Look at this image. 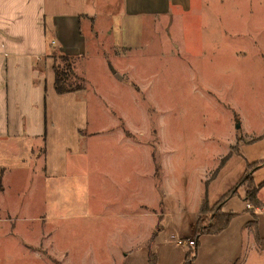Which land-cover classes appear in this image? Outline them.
I'll list each match as a JSON object with an SVG mask.
<instances>
[{
    "label": "rangeland",
    "instance_id": "rangeland-1",
    "mask_svg": "<svg viewBox=\"0 0 264 264\" xmlns=\"http://www.w3.org/2000/svg\"><path fill=\"white\" fill-rule=\"evenodd\" d=\"M84 1L74 69L84 83L72 81L84 89L67 101L69 112L79 106V129L62 179L44 183L37 168L26 223L51 229L63 263L43 246L23 255L10 239L0 242L8 264H182L195 245L177 241H194L215 211L234 214L216 254H235L244 228L264 236V187L261 206L244 200L264 182V0H191L152 17L125 15L122 0ZM199 239L204 250L218 243Z\"/></svg>",
    "mask_w": 264,
    "mask_h": 264
},
{
    "label": "crops",
    "instance_id": "crops-1",
    "mask_svg": "<svg viewBox=\"0 0 264 264\" xmlns=\"http://www.w3.org/2000/svg\"><path fill=\"white\" fill-rule=\"evenodd\" d=\"M190 5L191 0H122L123 12L130 16H166L176 9L188 10ZM83 17L84 0H0V242L16 239L22 254L43 246L44 255L61 263L62 254H53L51 229L45 227L41 234L40 230L30 231L26 223L36 219L30 207L37 198V168L44 183L62 179L67 138H73L79 129L75 124L81 120L76 114L79 106L74 102L69 112L67 101L73 93L54 92L52 69L57 54L72 59L74 69L84 57ZM96 53L99 58L101 54ZM39 200L44 202L40 218L46 222L51 219L45 212V202L50 199L41 195ZM18 220L24 225H16ZM227 230L206 235L218 240L212 249L204 250L198 239L193 264H199L201 254L203 264H249L239 262V251L247 249L253 252L256 264L264 263V248L254 240L255 230L252 236L246 228L247 236L240 238L235 254H216ZM32 234L34 239L29 242L27 237ZM7 255V250H0V259L8 264Z\"/></svg>",
    "mask_w": 264,
    "mask_h": 264
},
{
    "label": "trees",
    "instance_id": "trees-1",
    "mask_svg": "<svg viewBox=\"0 0 264 264\" xmlns=\"http://www.w3.org/2000/svg\"><path fill=\"white\" fill-rule=\"evenodd\" d=\"M58 60L62 66H57L54 62L53 64V75H54V82H53V89L57 95H63L67 93H75L78 91H82L84 87L79 83H84L82 77L77 76L74 73V61L66 56H59ZM78 80V85L73 84L72 81ZM264 187V182L259 184L256 187H253L254 191L247 193L245 196V201L250 204L251 206L258 207L261 206L260 201L257 199V192L259 189ZM207 212V203L203 202L199 207V213L203 214ZM211 223L210 226L202 230H196L193 234L194 238V250L186 254L184 259V264H193L195 258V251L198 247V239L201 235H217L222 232L227 225L229 224L230 220L234 216V214H223L219 213V211H215L211 213ZM199 229L200 226H197ZM199 231V232H198ZM254 240L256 241L259 247L264 248V237H260L255 230ZM149 264H155L153 259L150 258L149 255Z\"/></svg>",
    "mask_w": 264,
    "mask_h": 264
},
{
    "label": "built area",
    "instance_id": "built-area-1",
    "mask_svg": "<svg viewBox=\"0 0 264 264\" xmlns=\"http://www.w3.org/2000/svg\"><path fill=\"white\" fill-rule=\"evenodd\" d=\"M177 244L178 245H185V246H188L189 248H193L194 241H191V240H184V241L178 240Z\"/></svg>",
    "mask_w": 264,
    "mask_h": 264
},
{
    "label": "water",
    "instance_id": "water-1",
    "mask_svg": "<svg viewBox=\"0 0 264 264\" xmlns=\"http://www.w3.org/2000/svg\"><path fill=\"white\" fill-rule=\"evenodd\" d=\"M112 72H113V74L115 75V77H116L117 79H120L119 76H118L117 74H115V72H114L113 70H112ZM238 126H239V125H236L235 128H238Z\"/></svg>",
    "mask_w": 264,
    "mask_h": 264
}]
</instances>
